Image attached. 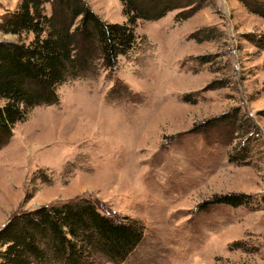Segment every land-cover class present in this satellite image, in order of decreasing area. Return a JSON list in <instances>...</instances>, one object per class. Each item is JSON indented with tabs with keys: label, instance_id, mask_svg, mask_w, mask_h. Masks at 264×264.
Here are the masks:
<instances>
[{
	"label": "rangeland",
	"instance_id": "1",
	"mask_svg": "<svg viewBox=\"0 0 264 264\" xmlns=\"http://www.w3.org/2000/svg\"><path fill=\"white\" fill-rule=\"evenodd\" d=\"M85 1L106 22L126 20L120 0ZM16 3L0 0V15ZM252 31L264 19L238 0L137 19L114 69L93 61L58 86V103L13 126L0 149V227L20 209L86 197L145 227L125 260L97 264H264V50L245 39ZM230 193L249 202L208 203Z\"/></svg>",
	"mask_w": 264,
	"mask_h": 264
},
{
	"label": "trees",
	"instance_id": "2",
	"mask_svg": "<svg viewBox=\"0 0 264 264\" xmlns=\"http://www.w3.org/2000/svg\"><path fill=\"white\" fill-rule=\"evenodd\" d=\"M197 1L120 0L126 20L118 23L102 20L85 0H17L14 9L0 15L1 32L17 36L0 40V149L16 123L36 106L58 103V86L83 75L93 61L114 69L117 56L135 43L137 19L156 20ZM238 1L264 19V0ZM196 8L182 10L177 18ZM28 33L32 38L26 41L22 35ZM197 33L191 36L199 40ZM245 39L264 50V32H247ZM258 114L264 117V109ZM248 198L230 193L208 203L239 206ZM144 230L140 220L110 215L86 197L40 204L15 211L0 227V264H97L103 257L117 263L143 240Z\"/></svg>",
	"mask_w": 264,
	"mask_h": 264
}]
</instances>
